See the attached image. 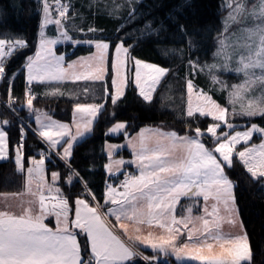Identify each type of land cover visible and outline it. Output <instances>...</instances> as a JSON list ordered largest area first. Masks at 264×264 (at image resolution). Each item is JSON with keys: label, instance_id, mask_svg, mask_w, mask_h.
<instances>
[{"label": "snow or ice", "instance_id": "6c2138e0", "mask_svg": "<svg viewBox=\"0 0 264 264\" xmlns=\"http://www.w3.org/2000/svg\"><path fill=\"white\" fill-rule=\"evenodd\" d=\"M56 6L61 19L53 20L48 0H42L43 16L37 51L34 56L27 57L23 66L29 87L25 89L26 99L22 107L35 115L38 128L33 130L34 134L39 137L43 145H46V149L38 153L40 159L25 156L26 130L23 124L20 126V140L13 149L4 130L10 121L0 120V159L10 158V153L14 150V163L21 173L25 170V161H31L32 167L27 168L29 185L31 177L35 175L40 180L41 189L39 193L32 192L33 196L38 195V213L33 211L32 201H29V207L23 208L19 215L7 210L0 211V264H93V262L94 264H128L142 255L134 250L135 242L166 256L171 254L177 261H187L190 264H251L253 253L248 234L243 230V224L237 220L235 183L226 174L225 169L234 166L233 155L236 146L242 142L247 145L253 133H264V128L252 124L245 131H234V134L222 131L218 136L217 130L222 124L227 129L234 130L237 127L229 122L228 109L220 106L206 94H204L205 103L193 108L190 96L187 117H193L194 113L198 112L200 116H211L215 122L207 127L206 132H202L199 127L195 128L191 136H177L175 132L161 133V138L167 136L166 143L162 139H157L154 144H150V138L143 136L144 130H141L138 137L129 140V146L135 153L139 173L125 172V179L119 185L108 184L104 190V204H98L96 194L88 188L87 182L83 181L79 173L72 169L71 158L74 145L91 133L94 121L105 110L106 103L76 102L73 106V123L76 131L73 134L69 124L54 120L48 115L44 119L41 118L40 110L33 107V101L37 97L31 86L34 82L45 81H100L105 83V101L110 99L115 106L125 97L129 84L134 83L139 97L145 102H151L156 85L170 70L131 57L130 49L133 46H125V38L114 41L103 39L77 41L73 40L67 30L60 32L64 39L72 41L73 44L86 43L94 46L96 51L87 59L79 58L78 61L68 62L65 67V57L56 55L54 51V46L60 41L49 38L45 32L50 24H55L60 29L61 20L67 18L69 5H61L59 0H56ZM234 13L240 14V18L254 14L247 12L243 3L236 5ZM229 15L234 21L237 19L233 13ZM257 19L259 23L244 30L247 34L244 44L237 42L228 45L224 39H220V49L215 54L225 57V63L219 66L221 70H232L244 75L245 80L240 85L232 86L230 102L233 105L240 102V110L236 111L233 107V115L249 118L258 115L264 117V95L256 98L254 102L249 101L247 105L242 102L243 95L253 84L259 82L264 88V7ZM181 29L183 30V26ZM96 31L93 28L88 29L89 33ZM27 47V41L23 38L0 39V79L5 78L3 58L10 57L14 52ZM110 48L114 49V55L110 61L111 80L108 84L105 78L109 74ZM229 48L232 49L231 52L228 51ZM237 55L239 66L230 69L229 61ZM129 59L134 62L135 75L132 79L125 74L126 61ZM189 64L192 67L196 66L191 60ZM210 67L215 69L217 65ZM257 71L259 75L256 74ZM217 79L213 76L214 81ZM13 84L14 80L8 81L9 100L6 107L18 115L17 100L12 95ZM187 89L191 94L193 91L191 80L187 82ZM87 92L88 89H85L86 94ZM48 94L63 95L59 88ZM77 115L80 117L79 121L75 119ZM127 127L126 123L118 122L105 135L123 131L127 136ZM207 134H210L214 140V149L206 147L201 141V137ZM108 147V155L111 157V149L118 148L119 145ZM53 154L69 170L68 182L70 183L74 178L78 179L85 189L74 199V219L70 221L71 227H69L70 200L59 195V188L48 186L49 193L58 194L50 197L55 203L49 205L46 203L49 197H45L42 191L45 160L50 159ZM235 155L253 179L264 180V141L259 145L245 146L243 150L235 152ZM114 163L116 170L119 171V166L124 161L118 160ZM105 168L109 174H112L113 164H106ZM59 178V173H52L53 181ZM28 190L31 192L30 186ZM200 196L205 202L211 196L222 203L228 218L227 222L238 226L240 231L237 233L221 231L224 217L219 214L216 204L212 205L211 212L208 211L207 206L204 208L205 214L212 219L204 216L192 217V205H188L189 215L178 220L174 213L181 197L193 199ZM93 204L96 206H92ZM105 207L106 211H101ZM50 215L55 216L57 225L55 229L45 223L46 217ZM109 216H115L119 228L124 230L125 235L129 227L125 220L134 221L138 225L155 223L165 234L155 237L152 232H148L145 236H128V239L133 241V245L129 246L115 231L116 226L107 220ZM195 220L201 221V227L195 226ZM190 224L193 226L189 227ZM73 229L79 230V233ZM136 231L139 232L140 228L137 227ZM81 233L85 235L90 248L87 259L82 256L81 244L77 239L78 234ZM154 259L155 257L143 256L147 264H152Z\"/></svg>", "mask_w": 264, "mask_h": 264}, {"label": "trees", "instance_id": "16d2710c", "mask_svg": "<svg viewBox=\"0 0 264 264\" xmlns=\"http://www.w3.org/2000/svg\"><path fill=\"white\" fill-rule=\"evenodd\" d=\"M39 8L40 5L36 0H0V39L23 38L28 44L27 48L14 52L4 61L5 78L0 83V98L2 100L7 98L8 81L14 80L12 95L17 100L18 115L0 104V119L10 121L4 129L13 149L20 139V119L27 123L24 125L25 156L34 158H40L38 153L46 149V145H43L39 137L34 134L28 110L22 107L26 99L23 90L25 82L23 66L27 57L31 56L36 49L40 24ZM135 14L137 17L134 20L126 22L100 13L95 14L93 19L99 27H106L114 39L128 34L125 37V44L133 46L130 49L131 56L168 68L170 71L161 79L151 102L143 101L132 86L126 88L125 97L121 98L115 106L110 99L107 102L104 99L105 110L94 121L91 133L74 145L71 158L72 169L79 173L83 181L87 182L88 188L96 194L98 204H103L102 183L105 179L106 163L104 142L122 139L121 134L105 135L113 123L124 121L129 130L151 125L179 135H193L195 128L199 127L202 132H206L207 127L215 122L211 117L200 116V114L187 117L186 75L190 60L204 62L208 61L212 55L221 26L220 0H141L135 6ZM120 25L121 27L118 28ZM144 27L150 28L151 31L142 33L141 30ZM174 44L182 47L180 56L164 55L162 51ZM36 97L33 101L34 107H43L61 120L70 119L71 111L77 101L91 100L89 94H81L76 99H73L71 95L45 97L36 95ZM229 122L237 126L234 130L229 129L227 131L229 133L247 128L251 124L264 127V117L259 115L249 118L232 114ZM224 129L225 126L221 125L217 132ZM260 140V137L253 136L247 145L243 142L238 144L233 155L234 166L225 169L226 174L235 183V204L253 253L251 264H264V180L253 179L235 152ZM201 141L208 148L215 147L210 134L202 136ZM14 157L13 150L10 158L0 161V193H19L25 187V170L23 173L18 172ZM29 163V160L25 161V168ZM45 163L48 164L45 167L47 177L53 172L60 174L55 185L60 189L59 195L70 200L69 213L72 215L74 199L84 192V185L75 178L68 182L69 170L54 154ZM74 231L79 233V230L74 229ZM77 239L81 244L82 256L87 259L90 249L86 237L81 233L78 234ZM130 243L132 246L133 241ZM135 244L134 249L144 256L154 257L159 254L157 251L143 248L136 242ZM164 257L170 264H190L187 261H175L170 255H164ZM153 263L158 264L154 261ZM128 264H147V262L141 257H136Z\"/></svg>", "mask_w": 264, "mask_h": 264}, {"label": "rangeland", "instance_id": "374dc122", "mask_svg": "<svg viewBox=\"0 0 264 264\" xmlns=\"http://www.w3.org/2000/svg\"><path fill=\"white\" fill-rule=\"evenodd\" d=\"M140 1L141 0H68L69 16L65 22H61V23H62L63 28L65 27L67 28L69 26L71 29L76 30L84 22H86L87 24H89L90 22L91 23L94 22L93 16H95V14L97 13L109 16L111 18H120V19L125 20V22L127 20L131 21L137 17V15L135 14V6ZM238 3H243L246 11L249 13H254V14L248 16L247 18H240V14L234 13V9ZM262 7H264V0H220V11L222 12V15L220 18L221 26L219 29V34L216 37L215 45H214L213 52H212L210 59L204 62H199L196 59H192L191 61L195 62L196 64L195 67L190 66L188 62V69H187V75H186V104H185L186 113H187V109L189 106V97L191 96L192 107L195 108L205 103L204 94H206L208 97H211L212 100L216 101L220 106L228 109V115H227L228 120H230L231 118L233 107H235L236 111L240 110V102H237L235 105H233L230 102V92L232 91V86L240 85L245 80V77L242 73L238 74L237 72L232 71V70H227V71L221 70L219 66L225 63V57L223 55H215V54L220 49V44H219L220 39H224L225 43L228 45H232L237 42H239L240 44H244L246 42L245 37L247 35L244 30L251 28L255 23H259L257 16L261 13ZM40 8H39L40 15H42L43 11L41 12ZM51 12L52 13L50 14L52 15V19L54 20L58 19L53 14L52 10ZM230 13H233L234 15L237 16V19L235 21L230 17L229 15ZM225 24H227V30H225ZM120 27L121 25L118 28ZM150 31L151 29L148 27H144L141 30L142 33L150 32ZM84 35L100 37L104 39L105 41H109L107 39H112L113 41L117 40L113 38L112 34L108 33L107 29L101 33L94 32V33H86ZM127 35L128 34H123L120 37L125 38L127 37ZM125 46H128V45L125 44ZM181 48L182 47H180L179 44H174L173 46L168 47L166 50L162 52L164 55L170 56V57L173 56V54L180 56L179 53L181 51ZM54 51L56 52V55L63 54L61 51L60 44L54 47ZM95 51L96 50L94 46L92 48L91 45H88L86 43L75 44V53L72 54L70 57L65 58V67H67L66 63L68 61L70 62L78 61L79 58L87 59ZM228 51L231 52L232 49L229 48ZM113 55H114V49L110 48L109 53H108L109 74L106 75V78H105L108 84H110V80H111L110 61ZM238 60H239L238 55L233 56L231 58V60L229 61L230 69H235L239 66L237 63ZM144 62H147V61H144ZM147 63H150V62H147ZM150 64H154V63H150ZM212 65H217V68L215 69L211 68L210 66ZM125 74L130 79L134 78V75H135L134 62L130 59L126 61ZM256 74L259 75V71H257ZM213 76H216L218 78L217 81L213 80ZM189 80H191L193 84V91L191 94L188 92V89H187V82ZM38 83L39 85H42V83L41 84L40 82ZM43 83H47L46 84L47 87H44L46 92H51V91H54L56 88H59L61 93L63 94L66 93L68 96L71 95L73 99L78 98L79 95L81 94L85 95L86 94L85 89H88L87 94H89V96L91 97V100L90 101L82 100V101H77V102L104 103V99H105V96H104L105 83L104 82L84 81V80H80V81L64 80L60 82L45 81ZM158 85H156V88L158 87ZM129 86L134 87L138 93V90L134 83H130ZM35 92H36V89L34 88V93ZM154 92H153V95H154ZM262 95H264V88H262L260 83L257 82L253 84L250 90L243 95L242 102L245 105H247L249 101L254 102L256 101V98H259ZM34 108L39 109V110H45V108L43 107H34ZM72 111H71V114H72ZM194 114H199V113L197 112ZM70 119L66 120V122L67 123L70 122ZM75 119L79 121L80 119L79 115H77ZM73 120H74V115L72 116V124H74ZM121 122H124V121H121ZM115 123H113L111 126H113ZM251 125L247 128L238 129L236 131H245L248 128H250ZM257 126L264 128L260 125H257ZM110 127L108 128V130L110 129ZM228 130L229 129L225 127V129L222 131H228ZM222 131L217 132V135L219 136ZM230 134H234V131ZM121 136L124 138L123 140H121V142L128 140V138H130V137L125 138L123 131H121ZM253 136L260 137L261 140L247 147H251L252 145H259L262 141H264V133L254 132ZM114 142H117V141H114ZM103 211H105V208H103ZM109 221H111V223L113 224L111 219ZM114 225L116 226V224ZM120 233L124 234V232L122 231ZM143 256L144 255L142 254L139 257L143 258Z\"/></svg>", "mask_w": 264, "mask_h": 264}, {"label": "crops", "instance_id": "0c3cea01", "mask_svg": "<svg viewBox=\"0 0 264 264\" xmlns=\"http://www.w3.org/2000/svg\"><path fill=\"white\" fill-rule=\"evenodd\" d=\"M36 1L40 5L42 0H36ZM50 13H52L51 10H50ZM40 16H41V18H40V24H39V29H38V38H37L36 49H35L34 53L31 56H34V54L36 53L38 41H39V38H40L39 37V33L41 31L40 25H41L43 13ZM51 17H52V15H51ZM89 28L96 29L97 30L96 32H100V33L104 32L106 30V27H104V26L99 27L94 22H92V23L90 22L89 24L84 22L76 30L75 29H71L69 26L67 28L66 27L63 28V26H62L60 29H58L57 25L50 24L45 29V32H46V34H47V36L49 38H55V39H58L60 41L58 44H60L61 51L63 53L62 55L65 58H67V57H70L72 54L75 53V44H73L72 41L64 39L60 35V32L67 30L68 34L73 38V40H77V41H86V40H89V39H93V40L102 39V38L96 37V36L93 37V36L84 35L86 33H89L88 32ZM81 29L83 31H81ZM107 40L113 41L112 39H107ZM58 44H56V45H58ZM92 48H93V46H92ZM69 49H73V50L69 52ZM66 54H68V55H66ZM142 61H144V60H142ZM68 62H70V61H68ZM23 76H24V80L26 81V70L24 68H23ZM46 84L47 83H42V85H39L38 82H34L32 86H33V88L35 86V89H36L35 94L36 95H40V96H44V97L45 96H53V95L48 94V93H51L52 91L51 92H46V90L44 89V87H47ZM33 92H34V89H33ZM57 96H67V94L65 93L63 95H57ZM40 115H41L42 119H44L45 116L48 115V116H51L54 120H57V121H60V122H63V123H67L66 120H61V119L56 118L55 116H53L52 113H49V111L46 110V109L45 110H40ZM72 116H73V111H72V114H71L70 122H68V123L71 126L72 133L74 134L76 129H75V124H72ZM29 119H30V121H32V123H31L32 130L37 129L38 125L36 124V121H35V115L29 113ZM119 122H121V121H119ZM113 126H111V127H113ZM141 130H144L143 131V136L150 138V140H149L150 144H154L157 139H162L163 142L166 143L167 142V136L165 135L163 138H161L160 134L161 133H163V134L172 133V131L162 129V128H159L157 126L146 125V126L140 127L137 130H129V129H127L128 135L125 136V138H128V137H130V138H128V140H125L123 142H121V140L124 139L123 137H122L121 140H119L117 142L108 141V140L105 141L104 145H103V150H104V153L106 155V163H105V165L106 164H110V163L113 164L112 172L117 171L114 162L118 161V160H123L124 163L119 166V170H121L123 168H130V169H132L134 171V173H136V174L139 173L138 165L135 162V153H134L133 149L129 146V142H127V141H129L133 137H138V135L141 133ZM119 134H121V132L120 133H116V134H111V136H115V135H119ZM177 136H191V135H188V134L179 135V134H177ZM109 145H119L118 148L111 149V152H112L111 157H109V155H108V152H109V147L108 146ZM60 151H62V149H60ZM217 157L219 159V155H217ZM35 159L39 160L40 158H35ZM2 160H5V159H0V161H2ZM28 167H32L31 161H30L29 165L25 168V187H24V189L21 192H19V193H0V211L7 210V211H10L11 213H13L15 215H19V214H21L23 208L29 207V201H32L31 207L33 208V211L37 212V213L39 212L38 195L37 196H33L32 192L39 193V191H41V189L39 187L40 180H39L38 177L33 175L31 177V184L29 185V175L27 173V168ZM45 167L46 166L44 165V171H45ZM104 170H106L105 166H104ZM106 172H107V170H106ZM43 177H44V187H43L42 191H43V194L45 195V197H49V199L46 200V203L50 205L52 203H55V201L51 200L50 197L51 196H56L58 194L56 192L49 193L48 186H52L53 188H57L56 185H55L57 180L53 181L52 173L50 174L49 177H47L46 172H43ZM29 186L31 187V192H29V190H28ZM103 195H104V193H103ZM103 204H104V200H103ZM213 204H216L217 208L219 209V214L224 217V220L221 223V231L224 232V233H237V232H239L240 229H239L238 226H233V225H231V224H229L227 222L228 218H227V215H226V213L224 211L222 203L217 202L211 196H210V198H209V200L207 202H205L203 200L202 196L195 197L193 199H190L189 197H181L180 202L177 204V207L175 209V213L174 214L176 215L178 220L182 219L184 217H187L189 215V213L187 211V206L188 205H192V212H191V216L192 217L204 216L205 218L212 219V217L207 216L205 214L204 208L207 206L208 211L211 212ZM235 207L237 208V206H235ZM101 211H103V210L101 209ZM105 211H106V207H105ZM72 219H74V212H73L72 215H70V213H69V227H71L70 221ZM110 219L112 220L113 224H116L117 228L119 229V224L116 222L115 216L107 217V220H110ZM237 220H238L239 223H242L239 215L237 216ZM124 222L129 225L128 233L126 235L123 234V233H120L121 231L124 232V230L123 229H119V230H121V231H119L116 227H115V231L117 232V234L121 235L122 240L126 243V245H129V246H131V243H130L131 241L128 239V236H135V235L145 236V235L148 234V232H152L153 236H155V237H158L161 234H165L164 231L162 229H160L158 227V225H156L155 223H153L152 225H148L147 223H145L143 225H138L134 221L125 220ZM45 223L48 224V226L50 228H53V229H55L56 226H57L56 225V219H55L54 215L47 216L46 219H45ZM194 223H195L196 227H201V221L195 220ZM192 226H193L192 224L189 225V227H192ZM137 227L140 228L139 232L136 231ZM178 227H182V226L178 225ZM243 230H244V228H243ZM73 231H74V229H73ZM136 243L139 244V242H136ZM139 245L142 246L143 248H146L142 244H139ZM147 249L152 250L151 248H147ZM158 253L160 255L164 256L163 253H161V252H158ZM169 255L172 256V258L175 261H177L176 258L173 255H171V254H169ZM178 262H186V261H178Z\"/></svg>", "mask_w": 264, "mask_h": 264}, {"label": "built area", "instance_id": "2783aa9c", "mask_svg": "<svg viewBox=\"0 0 264 264\" xmlns=\"http://www.w3.org/2000/svg\"><path fill=\"white\" fill-rule=\"evenodd\" d=\"M59 2H60V4L61 5H69L68 4V0H59ZM48 3H49V5H50V9L53 11V14L58 18V19H61L60 17H59V12H58V10H57V6H56V0H48ZM40 6H41V8H40V10H41V12H42V1H41V4H40ZM68 16H69V9H68V11H67V13H66V17L68 18ZM67 18L66 19H62L61 20V22H65L66 20H67ZM73 49H69V52L70 51H72ZM70 54V53H69ZM66 55H68V54H66ZM6 58H8V57H5V58H3V66H4V59H6ZM2 82V79H0V83ZM29 87V85L27 84V82L25 81L24 82V84H23V90H24V94H25V89L26 88H28ZM32 87V86H31ZM32 90H33V88H32ZM15 98V97H14ZM8 100H9V95H7V98L5 99V100H2L1 98H0V104L1 105H3L5 108H7L6 107V104H7V102H8ZM8 109V108H7ZM9 110V109H8ZM10 111V110H9ZM10 112H12V111H10ZM13 113V112H12ZM21 124H23V125H27V123L25 122V121H23L22 119H20V125ZM20 140V139H19ZM47 160V159H46ZM45 160V161H46ZM48 164L47 163H45V166H47ZM105 171V179H104V181H103V183H102V192L104 193V190H105V188H106V186L108 185V184H112V185H119L120 183H121V181H123L124 179H125V177H124V173L125 172H130V173H134V171L132 170V169H130V168H123V169H121V170H119V171H115V172H112V174H109L108 172H106V170H104Z\"/></svg>", "mask_w": 264, "mask_h": 264}, {"label": "water", "instance_id": "95a60500", "mask_svg": "<svg viewBox=\"0 0 264 264\" xmlns=\"http://www.w3.org/2000/svg\"><path fill=\"white\" fill-rule=\"evenodd\" d=\"M154 257H155V259L152 260V261H154L155 263H158V264H170L169 260H167L164 256H162L160 254H157Z\"/></svg>", "mask_w": 264, "mask_h": 264}]
</instances>
